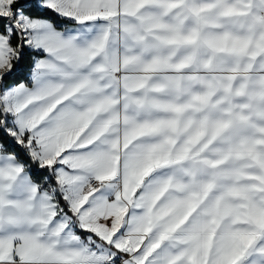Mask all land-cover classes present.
<instances>
[{"label": "snow or ice", "instance_id": "snow-or-ice-1", "mask_svg": "<svg viewBox=\"0 0 264 264\" xmlns=\"http://www.w3.org/2000/svg\"><path fill=\"white\" fill-rule=\"evenodd\" d=\"M0 264H264V0H0Z\"/></svg>", "mask_w": 264, "mask_h": 264}]
</instances>
